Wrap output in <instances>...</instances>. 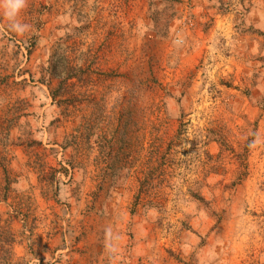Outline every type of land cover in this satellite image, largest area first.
I'll return each mask as SVG.
<instances>
[{
	"label": "rangeland",
	"instance_id": "374dc122",
	"mask_svg": "<svg viewBox=\"0 0 264 264\" xmlns=\"http://www.w3.org/2000/svg\"><path fill=\"white\" fill-rule=\"evenodd\" d=\"M18 19L0 9V264H264V0Z\"/></svg>",
	"mask_w": 264,
	"mask_h": 264
},
{
	"label": "clouds",
	"instance_id": "9594fccd",
	"mask_svg": "<svg viewBox=\"0 0 264 264\" xmlns=\"http://www.w3.org/2000/svg\"><path fill=\"white\" fill-rule=\"evenodd\" d=\"M27 0H0V9L3 11L4 17L8 21V29L11 32L22 36L29 29V25L22 23L18 17L22 10L26 7ZM256 139L249 145V147H255L261 142L258 134Z\"/></svg>",
	"mask_w": 264,
	"mask_h": 264
}]
</instances>
